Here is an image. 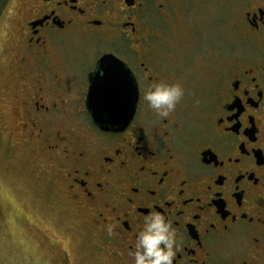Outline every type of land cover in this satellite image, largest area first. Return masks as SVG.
<instances>
[{
  "label": "flooded vegetation",
  "instance_id": "flooded-vegetation-1",
  "mask_svg": "<svg viewBox=\"0 0 264 264\" xmlns=\"http://www.w3.org/2000/svg\"><path fill=\"white\" fill-rule=\"evenodd\" d=\"M224 2L225 16L216 0H25L0 49L18 79L11 149L58 172L64 207L103 239L111 264H132L150 210L177 229L174 264H264V0ZM105 57L134 88L120 129L88 107ZM160 80L185 89L166 120L141 98ZM43 243L47 263L80 264L64 247L54 262L58 240Z\"/></svg>",
  "mask_w": 264,
  "mask_h": 264
},
{
  "label": "rangeland",
  "instance_id": "rangeland-1",
  "mask_svg": "<svg viewBox=\"0 0 264 264\" xmlns=\"http://www.w3.org/2000/svg\"><path fill=\"white\" fill-rule=\"evenodd\" d=\"M4 6L0 8V13L4 11ZM228 6L224 0L220 2L216 0V11L224 9L221 12L223 16L226 15ZM26 8L25 0L13 3L11 19L5 14L0 20L2 54L5 52L3 48L11 44L12 25L18 21L21 12ZM227 27H229L228 22L221 30L225 29L227 33ZM225 48L228 52L227 45ZM6 59L11 61L13 57L9 55ZM11 70L1 56L0 264H50L42 258L43 252L45 255L49 252L48 245L43 243L45 237L47 241L58 240L59 248L53 247L55 252L60 253L59 249L64 247L71 257L72 255L78 257L80 264H111L108 260V250L103 246V239L94 231L90 230L87 233L83 231L81 225L75 222L78 220H75L74 213L70 212L68 207H64L58 187L60 182L56 174L58 172L42 164L39 160L41 153L24 148L11 149L13 140L8 137L6 128L16 127V112L12 97L17 89L15 83H18L15 75L10 73ZM76 216L78 218V212ZM65 222L68 226H65ZM25 235L27 239L30 238L33 246L35 243L32 251L26 247L29 244L23 240Z\"/></svg>",
  "mask_w": 264,
  "mask_h": 264
},
{
  "label": "clouds",
  "instance_id": "clouds-1",
  "mask_svg": "<svg viewBox=\"0 0 264 264\" xmlns=\"http://www.w3.org/2000/svg\"><path fill=\"white\" fill-rule=\"evenodd\" d=\"M185 96L182 83L153 81L142 92V100L154 110L156 116L168 119ZM111 227L109 233L111 234ZM182 243L173 221L160 211H149L142 227L136 233L130 255L132 264H174Z\"/></svg>",
  "mask_w": 264,
  "mask_h": 264
},
{
  "label": "water",
  "instance_id": "water-1",
  "mask_svg": "<svg viewBox=\"0 0 264 264\" xmlns=\"http://www.w3.org/2000/svg\"><path fill=\"white\" fill-rule=\"evenodd\" d=\"M103 71H98L91 77V86L88 93V107L95 121L103 128L110 125L118 129L126 126L134 113L135 105L130 101V107L126 103L128 96L133 94L134 88L128 74H119V70H128L123 67V63L113 57L109 61L107 57L103 59ZM110 64H115L110 67ZM127 83L130 87L127 88ZM126 85V87H125Z\"/></svg>",
  "mask_w": 264,
  "mask_h": 264
},
{
  "label": "trees",
  "instance_id": "trees-1",
  "mask_svg": "<svg viewBox=\"0 0 264 264\" xmlns=\"http://www.w3.org/2000/svg\"><path fill=\"white\" fill-rule=\"evenodd\" d=\"M5 2H6V0H0V8L1 7H3L4 5H5ZM24 237V236H23ZM29 239V240H28ZM28 239H27V236L25 235V237L23 238V240L24 241H26L29 245H27L26 247H28V249L30 250V251H32L33 249H34V246H35V243H34V246H33V244H31L30 243V238L28 237ZM58 252H56L55 254H54V256H53V258H52V260L55 262V260H57L58 261ZM43 256H45L46 257V255H45V253L43 252L42 253V257ZM54 264H58V263H54Z\"/></svg>",
  "mask_w": 264,
  "mask_h": 264
}]
</instances>
